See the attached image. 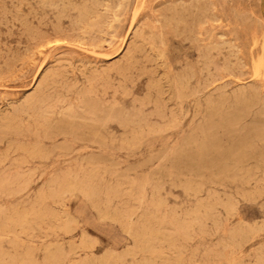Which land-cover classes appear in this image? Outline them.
<instances>
[{
  "label": "rangeland",
  "instance_id": "obj_1",
  "mask_svg": "<svg viewBox=\"0 0 264 264\" xmlns=\"http://www.w3.org/2000/svg\"><path fill=\"white\" fill-rule=\"evenodd\" d=\"M50 1L0 0V264H264V0ZM83 94L116 141L48 132Z\"/></svg>",
  "mask_w": 264,
  "mask_h": 264
},
{
  "label": "bare ground",
  "instance_id": "obj_2",
  "mask_svg": "<svg viewBox=\"0 0 264 264\" xmlns=\"http://www.w3.org/2000/svg\"><path fill=\"white\" fill-rule=\"evenodd\" d=\"M50 3H51V1H50ZM53 4H55V3H53ZM85 13H87V11H85ZM99 22L100 21L99 20L97 21V19H96L93 22L94 26L98 25ZM56 29L58 30V28H56ZM87 37H88V35H87ZM46 82H47V79H45L41 84H39L40 90L43 89L44 84ZM82 96L83 97L81 98L80 103L77 105L75 110H74V108H72V109L68 108L66 110H60L57 112H55L53 110H50L47 112V114L52 115V118H50V120L47 124L48 125L47 127L50 130V131L48 130V132L50 134H56V135H60V134L67 135V134H70V132L73 130H79L82 132L81 135H79V136H81L82 139L88 143L87 145H85V148H94L95 146L102 148L103 146L106 145V143H108L110 141H112V142L116 141L117 135L115 133L108 131L109 123L116 122L120 126L126 127L129 123H131L132 119L129 117V118H126L125 120H121V117H119V115H118L117 107H115L113 104L107 103L106 101H104L100 97L92 96L90 94H83ZM14 111L15 112L12 115H8V114L1 115L0 114V141L3 140L11 132H15V133L20 132L19 128L16 130L14 129L15 128L14 123H16V117H14V115L16 113L20 112L21 108H16V109H14ZM119 113H121V112H119ZM52 130H54V131L51 132ZM71 146H72L71 144H67V143L63 146V149H64L66 156H71L73 158H80L81 157L82 159H86L89 162L95 161V160L99 159L101 156H103V153H96V154L91 153L87 157H85L84 155H81L79 153L74 154ZM241 151L236 150L234 152H229V153L228 152L220 153L219 154V160L221 161L222 164L229 162V159H233L235 161L241 160L245 155V153L241 154ZM225 166H227V165H225ZM222 168H219L218 170H223ZM229 168H230V166L228 167V169ZM1 171H2L3 177L0 178V191L7 193V191H8L7 185L10 183V179H9L8 173H7V168L4 167V168H2ZM224 171H225V169H224ZM18 174H20V173H18ZM72 188H73V190H79L86 200H88L92 195H94V190L89 191L87 188L81 189V188H78L77 186H74ZM67 191H69L68 188H67ZM19 192L20 191H18V193ZM184 194H185V192H184ZM86 204H87V202H86ZM208 212H209V210H208ZM65 217H66L67 221H71V222L75 221L74 217H69L68 215L67 216L65 215ZM112 219L113 218H111V216L107 212L99 211V217H98L99 223H104L106 221H112ZM123 229L132 237V239L134 240V243L137 246L142 242V240L139 239L138 233L136 231H134V229L132 228V226L129 222H126L123 224ZM195 233H196V231H195ZM189 240H191V239H189ZM177 246H179V245H177ZM183 251L185 252V250H183Z\"/></svg>",
  "mask_w": 264,
  "mask_h": 264
},
{
  "label": "snow or ice",
  "instance_id": "obj_3",
  "mask_svg": "<svg viewBox=\"0 0 264 264\" xmlns=\"http://www.w3.org/2000/svg\"><path fill=\"white\" fill-rule=\"evenodd\" d=\"M261 203L264 204V195H262L261 197ZM239 210L243 211V209H239ZM81 211H83L86 215L88 210L85 208V209H81ZM32 264H44V262L39 259H36L32 262Z\"/></svg>",
  "mask_w": 264,
  "mask_h": 264
}]
</instances>
